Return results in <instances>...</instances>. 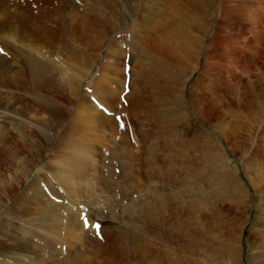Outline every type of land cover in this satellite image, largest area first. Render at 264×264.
<instances>
[{
	"label": "rangeland",
	"instance_id": "obj_1",
	"mask_svg": "<svg viewBox=\"0 0 264 264\" xmlns=\"http://www.w3.org/2000/svg\"><path fill=\"white\" fill-rule=\"evenodd\" d=\"M6 10L0 264H264V0Z\"/></svg>",
	"mask_w": 264,
	"mask_h": 264
},
{
	"label": "bare ground",
	"instance_id": "obj_2",
	"mask_svg": "<svg viewBox=\"0 0 264 264\" xmlns=\"http://www.w3.org/2000/svg\"><path fill=\"white\" fill-rule=\"evenodd\" d=\"M8 2H11V0H0V31L4 32L7 36H11L13 38L16 36L19 37L17 32H19L20 26H17V24H18V22L16 21L17 18L16 17L15 18L9 17V19H7L8 14H7L6 6H7ZM19 16L24 17L21 14ZM10 19H13V20H10ZM1 59H2V57L0 56V61H1ZM32 62H33V64H37L35 61H32ZM22 254L23 253H16V254H14V257L20 258L22 256ZM22 259H24V258H22ZM19 264H22V263L20 262Z\"/></svg>",
	"mask_w": 264,
	"mask_h": 264
},
{
	"label": "snow or ice",
	"instance_id": "obj_3",
	"mask_svg": "<svg viewBox=\"0 0 264 264\" xmlns=\"http://www.w3.org/2000/svg\"><path fill=\"white\" fill-rule=\"evenodd\" d=\"M117 119H119V117H117ZM86 226H87V222H86ZM96 227L98 228L99 226L97 225Z\"/></svg>",
	"mask_w": 264,
	"mask_h": 264
}]
</instances>
